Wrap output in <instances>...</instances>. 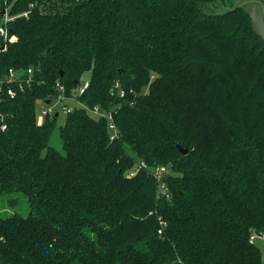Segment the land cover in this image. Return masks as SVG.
I'll use <instances>...</instances> for the list:
<instances>
[{"label":"trees","instance_id":"1","mask_svg":"<svg viewBox=\"0 0 264 264\" xmlns=\"http://www.w3.org/2000/svg\"><path fill=\"white\" fill-rule=\"evenodd\" d=\"M246 1L0 0V77L23 80L0 102V206L28 204L0 210V264H264V40ZM84 81L63 122L38 117Z\"/></svg>","mask_w":264,"mask_h":264},{"label":"built area","instance_id":"2","mask_svg":"<svg viewBox=\"0 0 264 264\" xmlns=\"http://www.w3.org/2000/svg\"><path fill=\"white\" fill-rule=\"evenodd\" d=\"M5 15H4V22L8 19L6 10L4 11ZM23 15H27V13H24ZM0 36H2L3 38H5L6 40L9 39L10 41H14L15 40V36H9L7 35V28L6 26L0 25ZM32 73L31 69H27L26 70V75L28 76V78L25 80L26 82H29V74ZM15 82V83H14ZM11 83H14L16 85V87L18 89H23V80H21L19 78V73L18 71L14 70L13 68H9L8 72L6 74H4L2 77H0V102L3 100L4 96H8V97H13L16 93V89L14 88V84L12 85ZM57 87L59 90V94L58 96L54 99V101L52 102V107L57 105L59 102H63L62 100L65 98L68 99H73L76 101L75 96L78 94H81L85 88L88 87V81H84L82 83H79L72 91H71V95L70 97H67L66 95H64V86L57 83ZM120 94L122 95L123 91L120 90ZM77 102V101H76ZM64 103V102H63ZM78 103V102H77ZM80 105V103H78ZM63 108L65 109V103L63 104ZM52 107L48 108V109H42L40 115L38 116L39 118H42L45 114H52L53 110ZM70 109H65V111H69ZM88 111L90 112L91 115L93 116H100V115H106L107 116V120L109 123V127L110 130H116V126L113 123V119L112 116L110 114H105L104 112L102 113L101 110L98 107H93L92 109H88ZM58 112V111H57ZM5 128L4 125H2V129ZM115 136V134H111L110 138L112 139ZM146 167L145 164L143 162L139 163L136 165L135 168L131 169L128 172V176L132 177L134 176L137 171L140 168H144ZM167 173H169L168 169L163 166V165H157L156 167H154L151 170V175L156 183V188H157V192L159 195H163L166 196L167 194V186H166V182H165V177L167 175ZM160 224L163 226V222H160ZM158 233H161V228L158 229Z\"/></svg>","mask_w":264,"mask_h":264},{"label":"rangeland","instance_id":"3","mask_svg":"<svg viewBox=\"0 0 264 264\" xmlns=\"http://www.w3.org/2000/svg\"><path fill=\"white\" fill-rule=\"evenodd\" d=\"M238 1H240V0H238ZM89 75H90L89 72L84 73L83 76H82V79L83 80L88 79L89 78ZM53 101L49 100V102L46 103V104L44 102L42 103V101L37 102L38 116L40 115L42 109L44 110V109H48V108L52 107V102ZM62 101L65 103V107H66L65 109H68V108L69 109H72L73 107L79 105L73 99L65 98ZM63 102H59L57 105H55V106L52 107V110H53L52 113H55L57 115L59 114V116H58L59 123L64 121L65 114H66V111L63 108V106H64L63 105L64 104ZM50 144L52 146H54L55 148L59 149V150L61 149V140H60V137H59V135H58L57 132H55L53 134V136L51 138V141H50ZM2 199H4V201H6L7 199H9V197L8 196H2ZM0 210H1V212L3 210H5V211L11 212V213L14 212V211H17V212H19L21 214H26L27 211H28V204H27V202H25L24 198H20L19 201L17 203H14L13 206L5 205V202H4L2 204V206H0ZM253 241L259 247V249L261 251V257L264 260V235L257 236V235L254 234V240Z\"/></svg>","mask_w":264,"mask_h":264},{"label":"water","instance_id":"4","mask_svg":"<svg viewBox=\"0 0 264 264\" xmlns=\"http://www.w3.org/2000/svg\"><path fill=\"white\" fill-rule=\"evenodd\" d=\"M245 10L250 17L254 32L264 40V5L261 0H251L244 2ZM4 13V12H3ZM49 100L46 102L48 103ZM57 115V114H56ZM181 153H186V149H182L177 145Z\"/></svg>","mask_w":264,"mask_h":264}]
</instances>
